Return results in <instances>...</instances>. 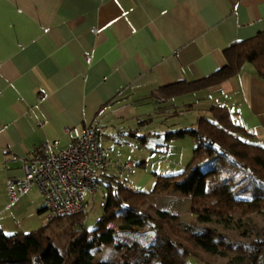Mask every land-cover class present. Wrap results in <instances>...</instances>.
I'll use <instances>...</instances> for the list:
<instances>
[{"label": "crops", "instance_id": "obj_1", "mask_svg": "<svg viewBox=\"0 0 264 264\" xmlns=\"http://www.w3.org/2000/svg\"><path fill=\"white\" fill-rule=\"evenodd\" d=\"M262 30L264 0H0V230L29 232L47 221L35 186L9 201L6 180L23 174L14 155L28 158L43 142L57 151L89 125L98 140L110 127L111 139L127 144L122 135L144 136L128 122L152 119L141 104L165 102L161 113L171 115L198 110L194 126L177 129L225 107L264 145V79L251 63L191 88L224 64L228 44ZM107 154L100 180L114 166Z\"/></svg>", "mask_w": 264, "mask_h": 264}, {"label": "trees", "instance_id": "obj_2", "mask_svg": "<svg viewBox=\"0 0 264 264\" xmlns=\"http://www.w3.org/2000/svg\"><path fill=\"white\" fill-rule=\"evenodd\" d=\"M222 52L224 64L213 73L193 81L191 88H202L231 77L245 62L251 63L256 74L264 79V30L251 38L233 41ZM159 88L162 90L164 86ZM212 110V121L201 118L194 128L167 132V138L187 135L196 141L189 162L180 172L158 175L150 193L134 190L117 180L115 175L108 174L102 179L106 187L102 212L92 228L85 226L86 214L79 213L57 216L29 232L9 234L0 230V264H202L196 255L197 250L214 254L223 249H239L236 243L232 245L222 235L216 238V233L208 227L189 234L180 233L176 214L149 203L150 194L163 193L172 185L174 190L190 197L191 210L200 222H209L213 214L228 220L232 212L248 214L264 210V145L250 141L253 134L237 125L227 108ZM128 134L134 135L132 132ZM138 138L143 140L146 136ZM213 160L217 166L201 169L203 164ZM225 169L234 175L221 176ZM237 172L242 175L237 177ZM121 210L124 212L119 226L122 232L148 227L154 233L153 240L118 239L111 223ZM62 225L67 238L64 251L50 240L54 229ZM262 245L264 240L255 241L250 247L255 253L248 256L249 261L237 257L235 264H255ZM100 246L116 250L110 257L98 259Z\"/></svg>", "mask_w": 264, "mask_h": 264}, {"label": "rangeland", "instance_id": "obj_3", "mask_svg": "<svg viewBox=\"0 0 264 264\" xmlns=\"http://www.w3.org/2000/svg\"><path fill=\"white\" fill-rule=\"evenodd\" d=\"M191 97L185 96L180 100L189 101ZM165 104V102L141 104L136 109L151 113L149 116L152 119L145 122V124L128 122L130 126L134 125L133 128L138 134L146 136L145 143H140V139H136V137H131V139L128 134H125L122 136H125L128 143L119 141L118 143H121L119 145L111 139L110 135L116 132L110 127L106 128L105 131L102 130L100 133V144L106 149L107 155L112 153V163L117 159H120L122 162L132 160L138 163L131 170L120 169L116 166H109L110 168H108V173L115 175L116 178L134 190L150 193L158 175L176 174L180 172L191 158L192 149L196 144L194 138L187 135L183 137L170 136L167 138L166 134L167 131L177 129L181 126H194L198 110L180 111L176 115H171L166 112L161 113L164 110L161 107L165 106ZM217 165V162L213 160L203 164L201 169L207 170ZM230 175L234 174L229 169L221 172V176L223 177ZM235 175L238 177L242 175V172H237ZM105 189L104 182L99 179L93 194L85 196V200L89 202L86 218L84 217L87 228L94 226V221L102 212V207L99 206V202L106 197ZM249 189L253 192L252 188L249 187ZM244 195L245 197L247 196V194ZM248 196L250 197V194ZM149 197V203L155 208L177 215L179 223L176 226L180 233L182 231L183 233L189 234L193 230L201 231V227H208L216 233V238H220V235H222L226 239L225 241L229 240L232 245L236 243L239 247V249H223L221 251L223 253L214 254L197 250L196 255L202 264H235L237 257H243V261H249L250 258L248 256L255 253L254 249L250 247H252L255 241L264 240V210L253 211L248 214L241 213L240 211L232 212L228 220L224 219L221 215L213 214L209 222H200L191 210L190 197L174 190L172 185L163 193L150 194ZM43 212L47 213V210L45 209ZM117 216L118 218L111 223V227L115 231L116 236H118V239L121 241L138 239L143 242H151L153 240L154 233L148 227L140 231L122 232L119 226L124 212L122 210L118 211ZM62 227L63 225L54 229L53 236H51L50 240L61 251H64L63 247L67 238L62 232ZM99 248L100 250L97 254L98 259L110 257L113 255V251L116 250L113 247L100 246Z\"/></svg>", "mask_w": 264, "mask_h": 264}, {"label": "built area", "instance_id": "obj_4", "mask_svg": "<svg viewBox=\"0 0 264 264\" xmlns=\"http://www.w3.org/2000/svg\"><path fill=\"white\" fill-rule=\"evenodd\" d=\"M67 130L65 127L64 131ZM97 132L95 125L84 126L75 139L57 151L51 150V143L43 142L33 148L28 158L14 155L13 160L21 161L23 174L6 180L9 201L14 202L35 186L43 197L47 220L62 215L87 214L89 202L85 196L94 192L98 169H106L110 164ZM112 164L125 170L136 166L132 160L117 159ZM103 205L100 201L99 206ZM255 264H264V245Z\"/></svg>", "mask_w": 264, "mask_h": 264}]
</instances>
